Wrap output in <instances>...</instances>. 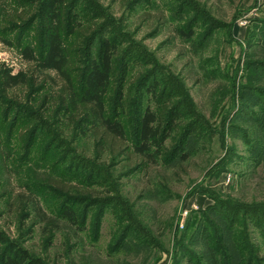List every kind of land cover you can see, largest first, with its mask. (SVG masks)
<instances>
[{
    "label": "rangeland",
    "instance_id": "obj_1",
    "mask_svg": "<svg viewBox=\"0 0 264 264\" xmlns=\"http://www.w3.org/2000/svg\"><path fill=\"white\" fill-rule=\"evenodd\" d=\"M21 2L39 19L0 33V71L17 73L20 48L40 43L46 0ZM0 5L4 20L22 10L13 0ZM66 6L94 13L100 33L91 57L102 40L116 44L121 93L111 89L109 106L121 112L122 94L128 137L146 107L165 115L164 155L143 164L98 151L92 135L76 137L68 122L61 135L54 89L0 92V231L42 264H211L215 253L222 264H246L235 257V237L264 264V0ZM203 228L216 236L214 255Z\"/></svg>",
    "mask_w": 264,
    "mask_h": 264
},
{
    "label": "trees",
    "instance_id": "obj_2",
    "mask_svg": "<svg viewBox=\"0 0 264 264\" xmlns=\"http://www.w3.org/2000/svg\"><path fill=\"white\" fill-rule=\"evenodd\" d=\"M13 1H17L19 9L22 10L12 20H4L0 15V33L21 32L24 24L32 25L39 19L38 16L30 19L31 10L24 11L21 6V1L24 0ZM39 1L35 0V4H39ZM1 9L0 5V11ZM41 14L43 24L38 34L40 43L37 46L28 44L20 48L23 68L17 73L10 70L0 71V92L6 93L23 87L27 89L28 95L35 92L39 95L40 91L54 89L51 113L58 118L57 127L61 135L64 134L62 125L68 122L73 135L78 134L76 137L87 133L92 135L98 151L105 153V150L113 152L114 149L126 157L136 156L143 164H151L159 155L163 156L165 151L163 144L169 136L165 128L164 114L146 107L138 118L133 138L130 139L120 118L125 107L122 94L119 97L121 112L117 113L109 106V94L116 86V44L111 38L102 40L99 44L98 57H91L89 48L100 33L97 23L93 21L94 13L86 11L72 13L66 6V0H46ZM28 19L31 21L27 22ZM191 34L190 29V33L186 36L190 38ZM246 37H248L247 31L245 39ZM250 87L256 91V87L252 85ZM116 92L121 93L119 84ZM64 119L66 120L63 121ZM26 131H29V128ZM36 134L37 130L31 131L30 138L33 137V141L29 140V149L35 144ZM51 149L52 146L47 152L50 153ZM199 203L202 204L203 200ZM62 214L70 223H77L74 211L70 208L65 207ZM240 220L243 221L241 217ZM203 236L214 255L213 238L216 236L210 234L208 228H203ZM239 239L235 237V242L234 239L232 240L235 257L238 260L248 259L246 264H258L254 256L258 252L253 246L251 249L249 241ZM217 240L220 242L222 239L217 237ZM215 248L219 249L218 244ZM223 257L227 260L225 253ZM220 259L221 261L215 253L210 260L211 264H220L223 262L222 258ZM244 263L240 261L236 264ZM0 264L42 263L15 245L0 231Z\"/></svg>",
    "mask_w": 264,
    "mask_h": 264
}]
</instances>
